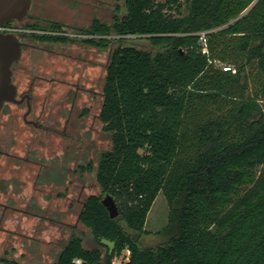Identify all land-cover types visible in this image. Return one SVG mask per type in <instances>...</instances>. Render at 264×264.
<instances>
[{"label": "trees", "instance_id": "16d2710c", "mask_svg": "<svg viewBox=\"0 0 264 264\" xmlns=\"http://www.w3.org/2000/svg\"><path fill=\"white\" fill-rule=\"evenodd\" d=\"M125 7L112 23L77 28L102 36L81 39L88 45L117 42L102 111L112 146L96 167L102 192L86 198L79 217L96 246L73 233L51 264H264V0H126ZM127 36H146L157 50L125 44ZM160 192L170 206L166 240L145 247L139 234ZM104 194L118 217H110Z\"/></svg>", "mask_w": 264, "mask_h": 264}, {"label": "rangeland", "instance_id": "374dc122", "mask_svg": "<svg viewBox=\"0 0 264 264\" xmlns=\"http://www.w3.org/2000/svg\"><path fill=\"white\" fill-rule=\"evenodd\" d=\"M125 2L126 0H32L29 13L32 18L42 15V20L58 21L65 25L69 33L75 34L77 28L88 26L94 17L107 23H112L115 16L122 17L126 13ZM33 22L26 18L14 23V26L20 27L22 24ZM123 42L145 50H157V46L153 45L146 36H127ZM116 45L117 42H114L110 47L100 51L80 43L67 47H49V49L65 53H94V66L90 71L91 76L100 86L102 80L105 81L110 54ZM24 53H27V49H24ZM102 62L103 65L100 66ZM48 107L46 112H49ZM10 108L18 111L20 115L23 113L20 107ZM7 111L8 106L0 116L1 123L5 122ZM21 127L24 133L17 139V143H13L14 148L11 152L19 155L22 161L0 157V187L5 188L2 192L4 195L12 194L14 199L19 196L24 197V206L19 198L20 208L27 209V202L32 201L40 217L22 215L21 212L9 213L8 221L1 224L5 230H0V259L5 258L19 264H51L57 259L59 252L73 233L83 237L86 247H95L91 231L81 223L79 215L87 196L102 192L96 178V167L102 152L112 146L111 133L106 130L99 131L95 141L88 143L85 161H90L95 169L80 175L75 171L74 166L60 168L56 164L57 167H54L53 159L57 155L58 163V153H61V150L53 146L48 134L33 136L31 129L23 125ZM3 130L4 126L0 124V133ZM66 156L68 158L71 155ZM37 161L51 168L40 171L41 165ZM69 178H71L70 185L67 183ZM83 187L85 193L80 198V190ZM169 213L170 206L164 194L160 192L149 211L145 230L139 234L142 246H155L166 240L162 230L168 224ZM124 227L132 235L138 234L125 224ZM104 242L110 247L113 245L109 241L104 240ZM128 255L129 251H124L123 256L114 259L115 263H119ZM0 264L14 263L0 260Z\"/></svg>", "mask_w": 264, "mask_h": 264}, {"label": "flooded vegetation", "instance_id": "af4514ba", "mask_svg": "<svg viewBox=\"0 0 264 264\" xmlns=\"http://www.w3.org/2000/svg\"><path fill=\"white\" fill-rule=\"evenodd\" d=\"M27 19L33 20V23L46 22L42 20V15L32 18L30 13ZM94 19L99 18L94 17L92 21ZM14 23L16 22L10 24L14 25ZM18 28L17 34L23 42L22 54L20 59L12 65V81L16 87L15 98L5 102L0 111L1 116L5 107L8 106L5 122H0L4 126V130L0 133V157L22 161V158L11 150L14 148L13 143H17V139L24 133L21 127L23 125L32 130L33 136L38 137L41 133L48 134L53 146L61 150V153H58V163L57 155L53 159L54 167L74 166L75 171L83 175L89 172L88 167L92 164L90 161H85L88 143L95 141L99 131L105 130L102 120L105 104L104 80L99 86L91 76L90 69L94 66V53H65L51 50L49 47H67L80 43L100 51L105 48L88 45L81 39L91 37L99 39L102 36L80 32L77 29V33L72 34L65 27L57 33L44 28L28 29L22 26ZM31 33L65 36L78 40L75 42L40 41L33 38ZM24 49H27V53H24ZM100 54L103 55V53ZM102 65L103 62L100 66ZM47 106H49V112H46ZM10 107H20L23 113L20 115L18 111ZM67 154L71 156L67 158ZM37 163L41 165L40 171L51 168L44 166L42 162L37 161ZM70 182L71 178L67 179L69 185ZM4 190V187H0V230H5L1 224L8 221L11 212L40 217L32 201L27 202V209L20 208L19 198L24 206V197L19 196L14 199L12 194H2ZM84 193L83 187L80 190V198ZM79 201L81 202L80 199ZM84 203L85 201L83 205ZM31 207L32 209H29ZM38 208L40 209V206ZM0 260L19 264L5 258Z\"/></svg>", "mask_w": 264, "mask_h": 264}, {"label": "water", "instance_id": "95a60500", "mask_svg": "<svg viewBox=\"0 0 264 264\" xmlns=\"http://www.w3.org/2000/svg\"><path fill=\"white\" fill-rule=\"evenodd\" d=\"M32 0H0V27L13 21H23L28 18ZM23 42L14 32L0 30V111L5 102L14 100L16 87L12 81V65L22 54ZM102 203L107 208L111 218L119 215L114 198L104 194Z\"/></svg>", "mask_w": 264, "mask_h": 264}, {"label": "built area", "instance_id": "2783aa9c", "mask_svg": "<svg viewBox=\"0 0 264 264\" xmlns=\"http://www.w3.org/2000/svg\"><path fill=\"white\" fill-rule=\"evenodd\" d=\"M1 31L4 32H14V33H18L19 32V28L14 26V25H3L0 27ZM53 32L57 33L60 30H52ZM199 35V45L202 49V51L204 53H207L208 51V37H207V32L206 31H201L198 33ZM214 64L223 69L224 71H232L235 72V68L231 65L228 64H224L222 61L220 60H215Z\"/></svg>", "mask_w": 264, "mask_h": 264}]
</instances>
